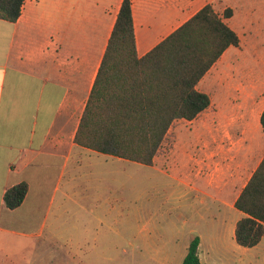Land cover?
Here are the masks:
<instances>
[{"label":"rangeland","instance_id":"374dc122","mask_svg":"<svg viewBox=\"0 0 264 264\" xmlns=\"http://www.w3.org/2000/svg\"><path fill=\"white\" fill-rule=\"evenodd\" d=\"M211 4L232 9L240 42L198 83L209 106L173 121L151 165L85 148L84 209L61 218L48 264H180L196 235L201 264H264V237L249 248L235 242L237 191L225 185L246 156L255 163L264 153V0Z\"/></svg>","mask_w":264,"mask_h":264},{"label":"crops","instance_id":"0c3cea01","mask_svg":"<svg viewBox=\"0 0 264 264\" xmlns=\"http://www.w3.org/2000/svg\"><path fill=\"white\" fill-rule=\"evenodd\" d=\"M130 1L138 56L213 2ZM121 2L25 0L15 22L0 18V264H48L61 218L84 209L85 147L73 138ZM263 156L228 176L234 201ZM23 181L22 203L6 208L5 191Z\"/></svg>","mask_w":264,"mask_h":264},{"label":"trees","instance_id":"16d2710c","mask_svg":"<svg viewBox=\"0 0 264 264\" xmlns=\"http://www.w3.org/2000/svg\"><path fill=\"white\" fill-rule=\"evenodd\" d=\"M25 0H0V18L15 22ZM222 14L206 3L142 56L137 55L131 1L122 0L74 142L95 152L151 165L176 119L192 120L210 104L197 84L220 56L240 42ZM264 132V108L259 116ZM27 183L9 187L8 209L18 207ZM244 215L234 226L235 242L253 247L264 237V156L234 201ZM194 236L180 264H201Z\"/></svg>","mask_w":264,"mask_h":264}]
</instances>
